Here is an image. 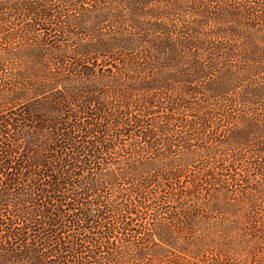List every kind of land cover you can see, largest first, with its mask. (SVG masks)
Masks as SVG:
<instances>
[{
  "label": "rangeland",
  "instance_id": "obj_1",
  "mask_svg": "<svg viewBox=\"0 0 264 264\" xmlns=\"http://www.w3.org/2000/svg\"><path fill=\"white\" fill-rule=\"evenodd\" d=\"M120 1H51L80 25L0 0V124L17 151L0 170V264H264V0H201L206 14L142 0L135 48L107 54L112 22L93 16L129 12ZM229 27V50L185 43ZM22 158L48 175L19 173Z\"/></svg>",
  "mask_w": 264,
  "mask_h": 264
},
{
  "label": "trees",
  "instance_id": "obj_2",
  "mask_svg": "<svg viewBox=\"0 0 264 264\" xmlns=\"http://www.w3.org/2000/svg\"><path fill=\"white\" fill-rule=\"evenodd\" d=\"M51 1L52 0H26L25 3V11H24V15L31 17V21L32 18H34L33 21L38 22L37 20H45V19H57L58 21H62V17L67 18V20L75 23V24H82V21L80 18L76 17L75 15H62L60 14H53V12L51 11ZM72 1H77V0H67V2H72ZM128 0H126L127 2ZM162 1H166L169 2V0H162ZM228 1V0H225ZM232 0H229V2H231ZM126 2H119L120 5H124ZM186 2L185 0H179V3H183ZM189 4V7H191L193 10V14H197L196 12L198 11L199 13L202 14H206L209 12L210 8L209 6H205V4L202 3L201 0H188V2H186ZM145 4V2H143L142 0H129V4L126 5V8H129V12L125 11L124 8L121 10H115V12H108L105 13L103 15H94L93 19L95 20H101V18H108V20H110L112 22V26L109 28L108 33L106 36L107 39H102L103 36H100L99 38H101V40H107L106 43H102V42H98L99 45H102L101 49L102 52H107V54L112 51V47L114 48H127L129 51H133L132 49L135 48V44L134 41L135 39V30L138 28L142 27V22L137 18V16L139 15L137 13V6H143ZM46 5V8H45ZM137 5V6H136ZM228 4H225V6ZM252 10V8H251ZM248 10V11H251ZM252 18L257 17L258 13H251L248 12ZM238 14H243L241 12L236 11V15ZM39 26V23H37ZM96 27H98L97 24H95ZM77 27H79L77 25ZM82 28V27H80ZM49 30V29H46ZM102 31H106V28L102 29ZM219 31V32H218ZM211 30L210 32H206L204 29L199 28L197 31L195 30L194 33L197 32V35L199 34V36L202 37V39H198V40H202V41H198L197 39L195 41H193L194 36L191 35L192 37H188L185 41L186 44L188 45H192L194 47H201V49L203 48H208L209 46H212L216 49H223L225 47V49H230V48H226V46L230 45V41L228 39V45L225 42L226 39V35L225 33H229L231 31H234L233 29H231L230 27L228 28V30L223 29V30ZM74 33V32H71ZM89 36L92 35L91 33H88ZM102 34V33H101ZM221 34V39L219 40L220 36H217ZM198 36V37H199ZM218 37V38H217ZM156 43V42H155ZM213 44V45H209ZM88 44L85 45H80L79 48L77 49V53H79L78 51L81 50V53H84L86 55H90L92 53V51L90 49H87L88 46H86ZM162 48H166L168 50L167 53H173V51H176V46L174 44H169L167 42H165V44L162 46ZM100 49V50H101ZM83 50V51H82ZM146 53V52H145ZM91 58V57H90ZM85 59V58H84ZM200 61H197V64L200 65L199 63ZM79 66V65H78ZM84 66V69L86 68V65H82ZM109 66V64H108ZM80 67V66H79ZM82 69V67L80 68V70ZM16 99H18L19 97H15ZM13 99H11V101H13ZM64 100V99H63ZM62 100V101H63ZM34 121L39 122V118L33 116L32 118ZM63 122V121H62ZM135 123L137 125H140L139 120H135ZM60 125H62L60 123ZM59 125V127H61ZM81 126V125H80ZM78 126H73V128H77ZM82 126H81V130H82ZM53 130H55V127L53 126ZM56 131V130H55ZM85 131H87V133L91 132V129H87V127H85ZM6 134L5 132V126L0 124V170H4L5 168H7V165L10 166V164H12V162H14L15 159V155L17 153V151L15 150V147L13 144H9V143H5L4 141H2V137L3 135ZM143 137H150L151 133L150 131L148 133H143L142 134ZM7 144V145H6ZM26 157V156H25ZM11 158H13L11 160ZM22 162H19L17 165V170H20L19 173H22V170H28L30 175H36V176H43L44 173L46 172H41V168H45V166L42 163H37L36 161L33 160H28L26 161L25 159L20 160ZM28 175V174H27ZM46 175H48V173H46ZM52 176V174H51ZM13 181V179H11ZM144 182H141L142 186L144 185Z\"/></svg>",
  "mask_w": 264,
  "mask_h": 264
}]
</instances>
